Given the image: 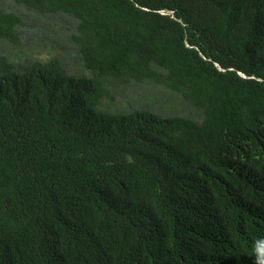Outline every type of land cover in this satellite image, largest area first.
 I'll use <instances>...</instances> for the list:
<instances>
[{"label":"trees","instance_id":"1","mask_svg":"<svg viewBox=\"0 0 264 264\" xmlns=\"http://www.w3.org/2000/svg\"><path fill=\"white\" fill-rule=\"evenodd\" d=\"M264 0H0V264H259Z\"/></svg>","mask_w":264,"mask_h":264},{"label":"clouds","instance_id":"2","mask_svg":"<svg viewBox=\"0 0 264 264\" xmlns=\"http://www.w3.org/2000/svg\"><path fill=\"white\" fill-rule=\"evenodd\" d=\"M259 264H264V249H258Z\"/></svg>","mask_w":264,"mask_h":264}]
</instances>
